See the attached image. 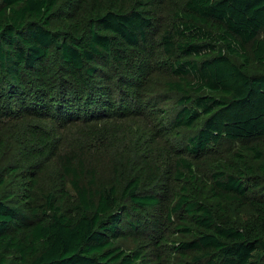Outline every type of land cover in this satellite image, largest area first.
I'll use <instances>...</instances> for the list:
<instances>
[{
    "label": "trees",
    "instance_id": "16d2710c",
    "mask_svg": "<svg viewBox=\"0 0 264 264\" xmlns=\"http://www.w3.org/2000/svg\"><path fill=\"white\" fill-rule=\"evenodd\" d=\"M161 1L0 0V123L35 146L0 173V264H264V0H170L164 27ZM135 119L164 129L170 197L155 159L112 151Z\"/></svg>",
    "mask_w": 264,
    "mask_h": 264
},
{
    "label": "rangeland",
    "instance_id": "374dc122",
    "mask_svg": "<svg viewBox=\"0 0 264 264\" xmlns=\"http://www.w3.org/2000/svg\"><path fill=\"white\" fill-rule=\"evenodd\" d=\"M174 5L175 4L171 2L170 0L161 1L160 5L157 8V18H159V23L162 24L163 20H165V17L171 14V11H172L171 8L172 7L174 8L175 7ZM162 26L164 27L163 24ZM149 39L152 41V39H154V36L150 35ZM155 52L158 54L157 51ZM156 64H157V60H153L152 62L153 67H155ZM161 68L163 69L162 73L158 72L162 69H156V71H154V75H152L153 79H156V81L161 80L164 82L173 80V78L169 76L167 71L164 70V67H161ZM146 72H148V70H146ZM136 120L137 119L130 120L129 122L123 123L125 124V129L122 131V135L121 136L119 135L116 140L112 141L113 143L109 142V143H112V147L114 148V149L112 148V151L113 150L118 151V155H122V157L126 155L129 158L128 155H132L131 153L132 150L134 149V147H137V148H141V153L144 156H146L145 157L146 159H149V160L152 158L155 159V163L158 164V166L160 167L163 166V168L161 167V171H163V175L166 178L162 177L160 178V181L163 180L162 187L166 189L165 194L168 197H170L172 196V193L175 190H177L178 183L174 181V177H173L174 169L169 168L170 166L169 164L170 163L172 164L173 163L172 161H175V157L173 156L174 154H171V152H169V149L167 148V143L165 142V139H164V134H165L164 129L161 128L160 125L159 127L156 126L155 123L144 122L142 120L136 121ZM24 126H25V122H19L18 124H12V125L0 123V145H2L4 140L8 141L7 139L9 138V135L15 134V137L11 141H9V143L6 142L5 147L3 148V151L0 154V173L3 172L11 164H14V165L20 164L24 160V154L29 151H33V148H35L32 142V134H28V132L24 129ZM50 129L52 131L51 141L54 142L53 149H52L53 153L59 152L62 147L63 148L67 147L68 146L67 140H68L69 134H72V130H69L67 127H64V126L59 127V128L51 127ZM140 134L143 135V137L139 140L138 137L140 136ZM24 139H26L25 142H24ZM135 142H139L140 146L135 145ZM26 143H30L28 144L29 148L27 149L26 152H24V154L19 156L20 154L19 149L25 148ZM173 143L176 147L178 146L182 147V145L180 144L181 145L180 146L177 141H173ZM116 144L119 145V149H115ZM97 145L103 150V153L105 156V158L103 159L107 160L110 154L109 152H107L109 145L106 148H102V146L105 145L104 142H97ZM170 145H172L173 147L172 143H170ZM125 146L127 150L123 151L122 147H125ZM230 148H231L230 145H224L222 146V151L229 150ZM18 151H19V154H18ZM100 155L102 154H90L89 159H91L92 157H98ZM47 156H50V155L46 154L45 157ZM215 158H218V157H213V154H212L211 158L206 160V162L208 163L211 160H215ZM193 162L197 166H200L201 161H193ZM174 163L172 164V166H174ZM105 170H106L105 173H107L106 176L108 177V179L111 176H116L121 180L120 182L122 183V186L124 185L123 182H125L126 178L130 175V169L127 166H124L119 176L115 175L114 171L112 170L109 171L107 167H105ZM4 172H6V170ZM49 172L52 175L54 171L50 169ZM47 183L49 186L52 187L53 185L57 183V178L53 177ZM13 189L14 188L10 190L13 191ZM7 190L8 192H11L9 191V187ZM147 214L149 216H152V212L150 211ZM156 219L159 220L158 222L159 226L160 227L162 226L163 228L164 227L163 213L157 214ZM161 236H163V234H161L159 231L158 232L156 231L155 236L152 234L151 236H149V239L141 240L138 236H130L128 234L126 239L121 241L120 244L127 250H134L135 248H137L138 241L142 245H146L147 243H151V242L155 243L156 240H158ZM168 245H172V243L169 242ZM168 248L169 247H167V249ZM167 249H164V250H167Z\"/></svg>",
    "mask_w": 264,
    "mask_h": 264
}]
</instances>
